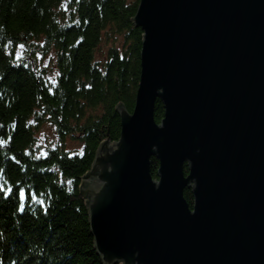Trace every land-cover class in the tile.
<instances>
[{"label": "water", "instance_id": "water-1", "mask_svg": "<svg viewBox=\"0 0 264 264\" xmlns=\"http://www.w3.org/2000/svg\"><path fill=\"white\" fill-rule=\"evenodd\" d=\"M132 24L133 110L80 185L97 256L264 264V0H139Z\"/></svg>", "mask_w": 264, "mask_h": 264}, {"label": "trees", "instance_id": "trees-1", "mask_svg": "<svg viewBox=\"0 0 264 264\" xmlns=\"http://www.w3.org/2000/svg\"><path fill=\"white\" fill-rule=\"evenodd\" d=\"M138 3L0 0V185L12 189L7 199L0 192V264H102L80 185L98 146L119 138L116 107L133 110ZM163 113L157 101V123ZM44 123L58 142L41 150L36 135ZM66 139L79 149L66 150ZM157 168L152 159L153 178ZM184 198L191 206L189 190Z\"/></svg>", "mask_w": 264, "mask_h": 264}, {"label": "rangeland", "instance_id": "rangeland-1", "mask_svg": "<svg viewBox=\"0 0 264 264\" xmlns=\"http://www.w3.org/2000/svg\"><path fill=\"white\" fill-rule=\"evenodd\" d=\"M42 64L46 66L47 60H43ZM37 145L38 147L43 150L48 147H54L57 145V138L55 136L54 130L48 123H44L41 128L37 132ZM64 147L68 151H74L76 149H79V144H77L75 141H72L70 139H66L64 142Z\"/></svg>", "mask_w": 264, "mask_h": 264}, {"label": "snow or ice", "instance_id": "snow-or-ice-1", "mask_svg": "<svg viewBox=\"0 0 264 264\" xmlns=\"http://www.w3.org/2000/svg\"><path fill=\"white\" fill-rule=\"evenodd\" d=\"M2 143V142H0ZM2 172H3V169H0V178H2ZM5 184H7V181L5 180L4 182ZM12 191L11 187H8L7 189H5L4 185H0V192H4L5 195H4V199H7V195L10 194ZM18 191V199H19V209L18 210H22L24 208V201H25V191L23 188H18L17 189ZM33 200H35L36 198L35 197H32ZM38 204L41 205V207H43V204H44V201H39L37 200L36 201Z\"/></svg>", "mask_w": 264, "mask_h": 264}]
</instances>
